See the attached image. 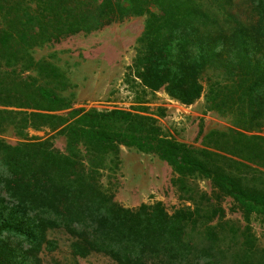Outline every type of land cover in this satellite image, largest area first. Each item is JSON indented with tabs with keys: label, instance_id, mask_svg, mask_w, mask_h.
<instances>
[{
	"label": "trees",
	"instance_id": "1",
	"mask_svg": "<svg viewBox=\"0 0 264 264\" xmlns=\"http://www.w3.org/2000/svg\"><path fill=\"white\" fill-rule=\"evenodd\" d=\"M243 20L235 0H0V136L48 129L54 137L17 147L0 139V264H44L71 239L73 257L114 264H264L251 227L264 218V0ZM146 17L131 75L184 106L205 93L210 111L232 116L236 130L212 133L204 149L165 136L156 118L123 110H73L66 76L34 50L79 34ZM71 110V111H70ZM70 111L67 115L60 114ZM121 147L155 155L173 168V186L191 206L164 203L131 210L100 184ZM209 180L203 192L196 180ZM243 214V230L225 221L223 201ZM225 238L229 240L226 244Z\"/></svg>",
	"mask_w": 264,
	"mask_h": 264
},
{
	"label": "rangeland",
	"instance_id": "2",
	"mask_svg": "<svg viewBox=\"0 0 264 264\" xmlns=\"http://www.w3.org/2000/svg\"><path fill=\"white\" fill-rule=\"evenodd\" d=\"M234 12L243 20L254 14L250 0H235ZM146 17H132L115 23L101 31L79 34L34 50L37 61L53 63L66 76L69 88L63 92L69 98L73 110H97L108 112L123 110L157 119L165 136L195 149H204L212 133L235 131L232 116L210 111L207 105L208 82L204 80L205 93L195 104L184 106L170 98L164 90L151 92L131 75L130 69L137 55L138 40L142 36ZM71 111V110H70ZM70 111L60 114L67 115ZM262 136L259 132L248 134ZM54 137V145L66 153L65 137L48 129H29L19 134L9 128L1 136L7 145L17 147L34 139ZM176 177L173 168L155 155L144 154L135 149L121 147L117 158H109L106 170L101 173L102 188L115 196V202L127 209L137 210L142 205L164 203L172 214L176 209L191 206L181 199V192L172 184ZM197 186L211 194L209 180L198 178ZM225 221L243 230L247 223L241 212L235 210L231 198L223 201ZM251 227L258 239V247L264 249V218L253 215ZM50 238L59 243L57 251L42 255L44 264H114L101 255L87 259L75 258L70 251L71 239L61 231L52 232ZM226 244L229 240L225 238Z\"/></svg>",
	"mask_w": 264,
	"mask_h": 264
}]
</instances>
